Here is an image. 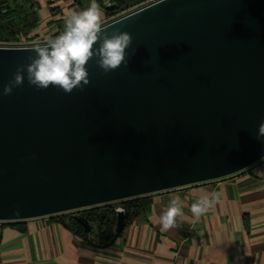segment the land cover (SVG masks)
Masks as SVG:
<instances>
[{
	"label": "water",
	"instance_id": "1",
	"mask_svg": "<svg viewBox=\"0 0 264 264\" xmlns=\"http://www.w3.org/2000/svg\"><path fill=\"white\" fill-rule=\"evenodd\" d=\"M102 27L128 31L136 52L108 74L93 57L90 83L70 94L25 79L3 95L35 53L0 46V221L131 200L264 159V0L156 1ZM130 217L117 211V235Z\"/></svg>",
	"mask_w": 264,
	"mask_h": 264
},
{
	"label": "crops",
	"instance_id": "2",
	"mask_svg": "<svg viewBox=\"0 0 264 264\" xmlns=\"http://www.w3.org/2000/svg\"><path fill=\"white\" fill-rule=\"evenodd\" d=\"M91 0H30L39 25L30 38L64 29V14ZM102 21L110 0H97ZM217 193L214 207L198 219L191 205ZM150 211L129 223L110 245L85 240L56 216L0 221V264H264V159L238 173L148 195ZM179 197L183 215L162 230L160 214ZM96 235V229H93Z\"/></svg>",
	"mask_w": 264,
	"mask_h": 264
},
{
	"label": "clouds",
	"instance_id": "3",
	"mask_svg": "<svg viewBox=\"0 0 264 264\" xmlns=\"http://www.w3.org/2000/svg\"><path fill=\"white\" fill-rule=\"evenodd\" d=\"M164 3V0H157ZM64 29L58 35L49 36L43 43L37 42L27 50H34L35 55L27 57V63L18 64L13 78L3 87L7 96L14 88L22 87L25 79L31 87L45 90L54 86L65 93L73 89L83 91L90 83L86 65L96 57V65L103 74L115 71L122 65L128 67L136 48L132 47L133 37L128 31L113 29L111 33L103 31L102 13L97 0L83 10H71L64 14ZM99 42V46L94 45ZM131 49L130 53L126 50ZM256 139L264 143V120L258 127ZM219 195L201 194L191 205L193 217L198 219L214 207ZM183 215L179 197H172L167 208L160 214L162 230L176 227V220Z\"/></svg>",
	"mask_w": 264,
	"mask_h": 264
},
{
	"label": "trees",
	"instance_id": "4",
	"mask_svg": "<svg viewBox=\"0 0 264 264\" xmlns=\"http://www.w3.org/2000/svg\"><path fill=\"white\" fill-rule=\"evenodd\" d=\"M142 1L145 0H110L111 3L118 4V8L113 11L108 10V15L130 4H137ZM38 25L39 17L34 6L30 4V0H0V41L11 42L29 39L32 31ZM122 204L126 210L131 212L129 224L150 211L152 200L149 196H142L124 201ZM79 215L87 217L92 225V231L96 229L97 241L95 245H110L121 235V233L116 234L117 211L113 204L93 207L84 210ZM73 216V214L60 215L56 216V219L69 226L85 240H89V233L85 232L83 226Z\"/></svg>",
	"mask_w": 264,
	"mask_h": 264
},
{
	"label": "built area",
	"instance_id": "5",
	"mask_svg": "<svg viewBox=\"0 0 264 264\" xmlns=\"http://www.w3.org/2000/svg\"><path fill=\"white\" fill-rule=\"evenodd\" d=\"M157 0H145L143 1L142 3H140L139 5H136L134 8L132 9H128V10H124L120 13H116L114 15H111V16H108L104 22L102 24H105V23H108V22H112V21H115L121 17H124L125 15H128L132 12H134L135 10H138L148 4H151L153 2H156ZM46 39H34V40H31V39H22V40H19V41H11V42H4V41H0V46H31V45H34L35 43L37 42H41L43 43ZM120 210V209H119ZM118 211V210H117ZM88 239L89 240H96L97 237L96 235L93 234V232H91L88 236Z\"/></svg>",
	"mask_w": 264,
	"mask_h": 264
},
{
	"label": "rangeland",
	"instance_id": "6",
	"mask_svg": "<svg viewBox=\"0 0 264 264\" xmlns=\"http://www.w3.org/2000/svg\"><path fill=\"white\" fill-rule=\"evenodd\" d=\"M142 2H143V1H142ZM142 2H140V3H142ZM140 3L132 4V5L130 4V5H128L127 7H123L122 9H120V10H118V11L112 13L111 15H114V14H116V13H120V12H122V11H124V10H128V9L130 10V9L134 8L136 5H139ZM111 15H109V16H111ZM124 201H127V200L115 201V202L110 203V204L115 205V210L117 211V210H119V209H125V207H124L123 204H122ZM87 209H91V208L78 209V210H75V211H69V212L62 213V214H58V215H55V216L67 215V214H68V215H70V214H73V215L78 214V215H79V213H81L82 211L87 210Z\"/></svg>",
	"mask_w": 264,
	"mask_h": 264
},
{
	"label": "flooded vegetation",
	"instance_id": "7",
	"mask_svg": "<svg viewBox=\"0 0 264 264\" xmlns=\"http://www.w3.org/2000/svg\"><path fill=\"white\" fill-rule=\"evenodd\" d=\"M83 212V211H82Z\"/></svg>",
	"mask_w": 264,
	"mask_h": 264
}]
</instances>
